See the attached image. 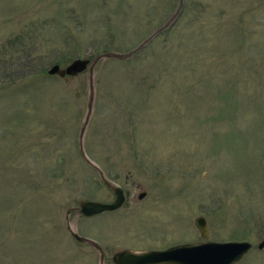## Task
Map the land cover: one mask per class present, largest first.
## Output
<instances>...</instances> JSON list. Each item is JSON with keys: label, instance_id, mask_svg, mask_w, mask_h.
Returning <instances> with one entry per match:
<instances>
[{"label": "rangeland", "instance_id": "rangeland-1", "mask_svg": "<svg viewBox=\"0 0 264 264\" xmlns=\"http://www.w3.org/2000/svg\"><path fill=\"white\" fill-rule=\"evenodd\" d=\"M179 6L0 0V264H97L67 218L109 260L246 241L236 264H264V0ZM170 19L131 57L104 56L137 50ZM76 59L97 62L75 77L48 74ZM90 85L83 151L126 199L83 217L78 202L113 199L80 153Z\"/></svg>", "mask_w": 264, "mask_h": 264}, {"label": "water", "instance_id": "water-1", "mask_svg": "<svg viewBox=\"0 0 264 264\" xmlns=\"http://www.w3.org/2000/svg\"><path fill=\"white\" fill-rule=\"evenodd\" d=\"M180 1V6L182 0ZM178 7V10L180 9ZM177 10V11H178ZM173 15V19L177 13ZM171 19L165 23L162 27L158 28L147 40H145L137 50H133L128 54H117V53H107L104 56L108 58H115L119 60H125L135 52H137L143 45L149 42L155 35L166 29L171 24ZM97 59L93 62L88 60L76 59L69 66L62 69L58 65L52 66L48 74L53 76H58L60 78L65 77H75L78 74L85 71L88 67L89 73H91L93 66L96 64ZM93 87L90 85V94L87 102V112L84 118L80 134H79V147L80 153L84 158L85 162L96 171L99 176V179L106 186V188L115 196V199L112 203H101L95 201H80L78 202V208L76 209L82 216L93 217L95 215L111 212L119 209L125 200L123 190L109 182L103 175L102 171L89 161L83 151V135L85 126L90 119L91 108L94 101V92ZM145 192H142L138 195L137 199L142 200L145 197ZM71 210L67 212V215ZM68 220V218H67ZM194 226L197 231L200 233L202 238H205L208 235L207 222L203 217H198L194 221ZM67 230L70 235L79 242H86L89 240L83 237H80L76 231H74L67 221ZM252 248V245L249 242H208V243H198V244H183L178 245L172 248H169L165 251H132L124 250L119 253H116L113 257L114 264H235L239 262ZM257 248L259 250L264 249V236L262 241L258 244Z\"/></svg>", "mask_w": 264, "mask_h": 264}, {"label": "flooded vegetation", "instance_id": "flooded-vegetation-1", "mask_svg": "<svg viewBox=\"0 0 264 264\" xmlns=\"http://www.w3.org/2000/svg\"><path fill=\"white\" fill-rule=\"evenodd\" d=\"M113 197V196H112ZM113 200V199H112ZM198 217H202V216H198ZM198 217H196V218H198ZM196 218H194V220H193V226H194V221H195V219ZM204 218V217H203ZM205 219V218H204ZM207 222V221H206ZM207 227H208V223H207ZM194 228H195V226H194ZM195 230L197 231V229L195 228ZM208 231H209V227H208ZM198 232V231H197ZM68 233V232H67ZM77 234L79 235V236H81L80 234H79V231L77 230ZM198 234H199V236L201 237V235H200V233L198 232ZM208 234H209V232H208ZM68 235H69V233H68ZM70 236V235H69ZM208 236V235H207ZM206 236V237H207ZM71 237V236H70ZM81 237H83V238H86V239H88L89 240V242L88 241H86V242H79V241H75L72 237V239L75 241V242H77L79 245H83V246H86V247H88L90 250H93V252L95 253V255L97 256V261H98V263L97 264H109V262H110V264H114V262H113V257H114V255L116 254V253H119V252H121V251H124V250H128V249H123V250H121V251H118V252H115V253H113L112 254V256H111V258H110V260L106 257L107 256V252H106V250L104 249V247L100 244V243H98L97 241H95V240H93V239H90V238H87V237H84V236H81ZM205 237V238H206ZM202 238V237H201ZM205 238H202V239H205ZM208 242H211V241H199V242H195V243H191V242H183V243H180V244H177V245H174V246H172V247H175V246H178V245H183V244H198V243H208ZM108 245V244H107ZM172 247H169V248H172ZM169 248H165V249H161V250H147V251H165V250H167V249H169Z\"/></svg>", "mask_w": 264, "mask_h": 264}]
</instances>
